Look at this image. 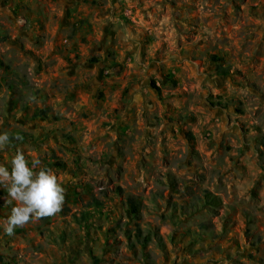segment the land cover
<instances>
[{"label": "rangeland", "instance_id": "1", "mask_svg": "<svg viewBox=\"0 0 264 264\" xmlns=\"http://www.w3.org/2000/svg\"><path fill=\"white\" fill-rule=\"evenodd\" d=\"M3 133L65 197L0 264H264V0H0Z\"/></svg>", "mask_w": 264, "mask_h": 264}, {"label": "clouds", "instance_id": "2", "mask_svg": "<svg viewBox=\"0 0 264 264\" xmlns=\"http://www.w3.org/2000/svg\"><path fill=\"white\" fill-rule=\"evenodd\" d=\"M8 142V134H0V147ZM39 166L40 161L33 159L30 168L24 153L19 149L11 160V171L0 165V184L5 186L9 197L17 202L5 223L8 235L30 220L49 217L61 210L65 189L52 169ZM37 168L38 171L33 170Z\"/></svg>", "mask_w": 264, "mask_h": 264}, {"label": "trees", "instance_id": "3", "mask_svg": "<svg viewBox=\"0 0 264 264\" xmlns=\"http://www.w3.org/2000/svg\"><path fill=\"white\" fill-rule=\"evenodd\" d=\"M126 201L130 205V207L134 206V203H133V200L132 199L128 198V199H126Z\"/></svg>", "mask_w": 264, "mask_h": 264}]
</instances>
